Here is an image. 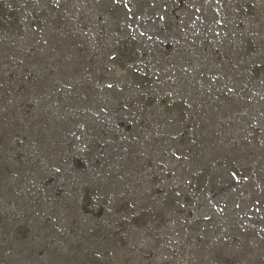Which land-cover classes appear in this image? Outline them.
I'll list each match as a JSON object with an SVG mask.
<instances>
[{
    "label": "rangeland",
    "instance_id": "1",
    "mask_svg": "<svg viewBox=\"0 0 264 264\" xmlns=\"http://www.w3.org/2000/svg\"><path fill=\"white\" fill-rule=\"evenodd\" d=\"M0 264H264V0H0Z\"/></svg>",
    "mask_w": 264,
    "mask_h": 264
},
{
    "label": "bare ground",
    "instance_id": "2",
    "mask_svg": "<svg viewBox=\"0 0 264 264\" xmlns=\"http://www.w3.org/2000/svg\"><path fill=\"white\" fill-rule=\"evenodd\" d=\"M132 44V43H131ZM137 45V44H136ZM146 96H149V97H146ZM223 98V96H222ZM144 100H147L148 103L151 101V95L150 93H146V95L144 96ZM223 100V99H222ZM186 105L184 106H180V112H181V115L183 116V118H187L188 117V112L190 111V107H185ZM184 108H186V111H184ZM220 111V110H219ZM199 114V113H198ZM201 121V120H200Z\"/></svg>",
    "mask_w": 264,
    "mask_h": 264
}]
</instances>
